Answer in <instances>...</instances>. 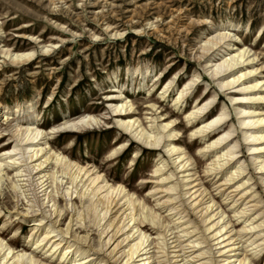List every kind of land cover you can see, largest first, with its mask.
<instances>
[{
	"label": "rangeland",
	"instance_id": "1",
	"mask_svg": "<svg viewBox=\"0 0 264 264\" xmlns=\"http://www.w3.org/2000/svg\"><path fill=\"white\" fill-rule=\"evenodd\" d=\"M221 33L231 36L235 49L229 51L230 55L251 50L259 61L253 67L236 68L224 79L212 77L203 57L204 48ZM227 42L222 43L221 52ZM7 53L30 56L13 61ZM254 69L257 71L249 74ZM242 74L235 88L221 87V83ZM183 90V102L177 104ZM115 93L122 99L107 101ZM110 103L132 107L116 115ZM147 103L161 107L151 115L158 120L155 126L168 124L161 135L173 133L175 140L165 138L158 146L148 145L119 126L120 119L139 120L149 132H156L145 119ZM199 103V107L208 104L204 122L221 114L227 119L221 122L223 126L214 127L216 132H206L207 137L194 135L204 122L193 126L186 118ZM0 105V154L14 148L17 137L6 130L10 120L19 119L17 108L25 109L23 114L34 111L37 126H33L47 134L43 140L37 138L40 142L34 147H44L74 166L94 170L113 188L122 187L127 199L135 204L139 221L146 225L142 231L157 245L163 264H174L173 237L183 235L187 227L189 232L193 226L197 228L189 241L210 236L187 198L183 200L188 188L185 182L196 178L194 173L216 203L218 210L214 213L222 212L225 222H231L228 229L234 227L235 232L244 233L243 250L251 264H264V249L254 255L255 246H249L254 238L255 245L264 243V217L254 220L253 226L260 225L256 231L243 230L257 212L264 216V172L254 165L255 157H259L258 163L264 161V122L252 126L241 123L264 120V0H0ZM128 111L131 113L126 115ZM89 119L94 121L88 125ZM83 120L87 122L79 124ZM250 135L261 139L253 144L246 139ZM220 138L226 139L215 147L214 142ZM172 147L177 151L170 154ZM230 149L233 160L225 169H218L214 161ZM6 161H0V241L11 247L8 259L23 251L27 256L35 252L45 264H71L69 259L61 260L60 250L51 256V244L32 253L35 233L38 231L41 239L48 218L37 222L41 215L36 207L34 217H15V205L28 213L26 197L30 196L21 188L23 178L16 172L19 164L10 166ZM48 163L49 174L62 181V194L67 189L73 193L68 168L55 159ZM241 168L240 178L219 188ZM238 184H244L251 193L233 206L238 195L245 192H234ZM48 186L50 195L58 200L56 208L61 216L67 214L65 228L71 217L68 200L56 193L53 182ZM232 190L231 198L226 199ZM174 198L181 217L185 216L183 223L176 224L179 215H167L168 206H159V201ZM72 199L76 214L88 227L85 232L88 229L89 236L98 240L94 225L100 222L107 201L82 198L79 189ZM248 199H254L258 209L236 218ZM154 222L157 230L152 228ZM180 240L186 255H190L193 251H189L187 237ZM222 240H206L195 255L205 251L206 264H220L217 243Z\"/></svg>",
	"mask_w": 264,
	"mask_h": 264
},
{
	"label": "bare ground",
	"instance_id": "2",
	"mask_svg": "<svg viewBox=\"0 0 264 264\" xmlns=\"http://www.w3.org/2000/svg\"><path fill=\"white\" fill-rule=\"evenodd\" d=\"M226 41H228L227 43H225L226 49L221 52V45ZM230 41L231 36L229 34L221 33L217 34V36H214L207 42V48H204L203 57L207 59L208 65L206 67L208 71H211L212 77H215L217 79H224L227 73L232 72L236 68H243L245 66L253 67V65L259 61L254 56V54H251V50H244L239 55H230L229 51L235 49L231 47ZM6 56L13 61H23L29 58L30 55H11V53H7ZM228 56L229 58H227ZM218 61H221V63L217 64ZM256 71L257 69L251 70L249 74H254ZM243 76L244 75L242 74L240 77H237L234 80H229L225 83H221V87H224L225 89L235 88V86L237 85L236 83L240 81ZM150 98H152V96ZM121 99L122 98H119V95L115 93L114 95L111 94L107 98V101L115 102L118 100L120 101ZM183 99L184 90L177 98V104L183 102ZM199 105L200 103L193 110L186 113V118L189 121H192L193 126L204 122L203 119L206 118L207 115L205 109L207 108L208 104L200 107ZM110 107L112 112H114L116 115H119V112L125 111L127 109L129 110L132 106L127 104L117 106L110 103ZM145 108L147 109L145 112V119L149 120L148 122L151 123V129H157L156 132L150 131V133L143 127V121L141 122L139 120L123 121V119H120L118 120L119 126L139 141L144 142L148 145L158 146L165 138H167V140H175L176 137L173 135V133L167 132V134L161 135L163 133V130L165 131L169 127L168 124L160 125L159 127L155 126V123L158 120L151 115L153 114L152 112L159 111L161 107H157V105L147 103V105H145ZM2 110L3 107L0 105V114ZM16 111L18 112H16L15 114L19 116V119L17 120V118H15L10 120L8 130H6L7 132H12V137H17L14 139L15 145L12 151H1L0 159H2L0 161H4L5 159H7L8 162L6 161L5 163L10 166L19 164L17 167L18 170L16 172L18 177L23 178L22 180H20L23 182L21 188L24 190V193L28 194L27 196H30L26 197L27 202L30 206L28 213H22L18 209L19 207L15 205V209L17 208V210L14 211V213H16L15 217L17 218L19 216L21 217V219L34 217L35 214H33V208L36 207L39 215H41L37 222L40 223L48 218L46 222L47 228L44 230V232H42L41 239H39V237L37 236L38 231L35 233L34 238H36V240L34 242V245L36 247L32 250V253L37 248L39 249L42 247L41 249L43 250L45 249V245L51 244L49 251L51 256H55L57 251L60 250L62 251L61 260L66 261L67 259H69L71 264H163V262L160 260L161 256H159V252L156 251L157 245L153 240H150L149 235L142 231V228H144L146 225H144L143 222L139 221L137 217V208L135 207V204H132L127 199L126 194L124 193V189L122 187L113 188L112 186L108 185L107 181L104 178H101V176L94 173V170L92 169L90 170L78 165L74 166V164H71L67 160V158H60L59 156H56L52 153L50 154L44 147H34L35 145H37V143L40 142L36 139L39 138L40 140H43L45 135L47 134H45L42 129H39V127H35L37 126V124L36 117L34 116V111L30 112V114H23L25 113V109L23 110L21 107H18ZM130 113L131 112L128 111L126 115H129ZM224 116V114H221L215 119H212V121L210 122L205 121L203 124H201L200 127L198 126L194 135L200 136L199 134H201L202 137H207L208 135H204L206 132H209V134L211 132H216L218 129H215L214 127H216L218 124L223 126L224 124H222L221 122L223 120H227ZM85 121L86 120H83L82 123L79 124L83 125ZM93 121L94 119H89V122H86L89 125ZM262 122H264V120H256L248 123L242 121L241 123L246 126H252L255 124H261ZM33 124L36 125L33 126ZM225 139L226 138L218 139L214 142V146H218ZM246 139L253 141L254 144L257 143L261 138L250 135V137ZM30 146H33L34 148ZM210 147H212V144ZM253 149L258 150L257 148ZM28 150H30L31 152L28 153ZM176 151L177 150L174 147L168 150L170 154ZM42 155L44 156L42 158H39ZM233 155L234 152L230 149L222 155H219L218 160L216 162L214 161V163L218 167V169H225L226 165H228L233 160ZM50 159H55L57 164L63 166L64 168H68L69 171L66 172V174L71 178L70 183L73 186L72 188L74 189L73 193H70L69 189H67V192H65V194H62V189H64L62 181L58 179L55 174H49V171L47 169ZM258 160L259 157L254 158V165L258 166V168L262 170V172H264V161L258 163ZM207 169L209 171L212 170V168ZM242 172V168L235 171L233 175H230L224 180V184H222L219 188H224V186L230 185L231 181H233L236 177L240 178ZM193 176H195L196 178L189 181L187 180L185 182L184 187L188 188L184 192L185 197H183V200L184 198H187L186 200H188L192 212L198 215V218H201L204 225H206L205 230L206 232L209 231L208 235L210 236L208 238L202 237L201 240H198L197 238V240L195 241H189V239L195 236L194 233L197 230L196 226H193V231L191 232L188 231V227L185 230H182L183 235H181L180 237H173L176 238L174 241L176 243V245L174 246V256L172 257L176 259L174 261V264H206L207 261L204 260L205 256L203 257L206 252L203 251L204 254L201 253L200 255H195V251H197L200 248L199 246L206 240H216L218 238L219 240L221 238L223 239L222 241L217 243L218 245H220L219 250L217 251V255L220 258V264H251L248 259V255H246L243 250L244 233L235 232L234 227L232 229H228L231 222H229V220L225 222V216L222 214V212L217 211L216 213H214L216 210H218V207H216V203L207 192V189H204V186L198 179L197 173H194ZM52 182L56 186V193H60L65 199L68 200L67 209L68 212L70 210L69 215H71V217L65 228H62V226L67 217V214L61 216V210H58V208H56V203L58 202V200L56 197L53 198L50 195V186H48L49 183ZM76 189H79V196H81L82 198L86 196V198L100 203L107 201V206L101 215L100 222H98L97 225H94V227L98 229V240H95L94 238H91L89 236L88 229L85 232V228L88 227L86 226V224H83L81 216H78L76 214V205L74 203H70V201L73 200V194H75ZM241 190H245V192L242 195H238V198L235 200V202H232L233 206H236L239 200L245 201L248 193H251V190H249V188L247 187L245 188L244 184H238V187L234 190V192L239 193V191ZM220 191H223V189ZM232 192L233 190L228 192L226 199L231 198ZM156 194L157 192L153 195ZM53 201L55 203L49 206V204ZM176 201L177 200H175V198L170 200H161L159 201V206L161 208L168 206L170 213L167 215L169 216L172 214H174V216L179 215V221L176 223L179 224L184 222L183 219L185 216L181 217V212L175 205V203L178 202ZM254 202V199H248L247 202L243 203L242 205H244V207L238 210L239 212L236 215V218H243L248 215V212L251 213L255 209H258L257 203ZM0 212H2V209H0ZM261 214L263 213L257 212L256 216L252 218L250 224L244 227L243 230L245 233H251L252 231H256L258 228H260V225L253 226V222L255 219H257L256 221H258L259 219L264 217L263 215L261 216ZM57 216H61V219L59 221H53V219H55ZM159 220H161V218H159ZM78 223L79 226H77ZM155 223L156 222H154V226L152 228L157 230L159 226H157L156 228ZM78 231H80L81 233L84 231L86 235L81 236L80 232L78 233ZM183 237H187L188 248L192 249L189 251H193L190 255H186L187 252L184 251L183 245L180 240ZM256 239L257 238H254L249 241V246H255L253 247L254 255H258L264 249V243L255 245L257 242ZM259 240H262V238H260ZM6 250L8 251V253L5 254ZM10 253L11 247L5 246V244L0 241V264H45L42 262V260L36 258L35 252L34 255L31 254L27 256L22 251L21 254H12L10 259H8Z\"/></svg>",
	"mask_w": 264,
	"mask_h": 264
}]
</instances>
